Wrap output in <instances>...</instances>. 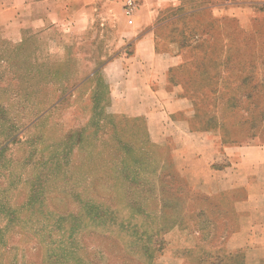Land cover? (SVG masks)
I'll return each instance as SVG.
<instances>
[{
	"label": "rangeland",
	"instance_id": "rangeland-1",
	"mask_svg": "<svg viewBox=\"0 0 264 264\" xmlns=\"http://www.w3.org/2000/svg\"><path fill=\"white\" fill-rule=\"evenodd\" d=\"M255 11L249 30L210 12L158 29V50L175 58L166 92L188 101L159 110L199 134L223 167L226 148L248 151L249 168L264 181V5ZM73 92L0 95V264H264V227L248 235L247 250L227 248L234 221L212 211L214 235L193 234L198 224L207 229L197 215L178 227L192 234L163 230L162 197H190V213L205 206L173 162L178 153L151 141L143 121L107 114L105 100L91 106L92 89ZM128 143L142 152L129 153ZM244 183L238 174L239 200L251 193ZM254 194L264 196V183ZM253 208L255 222H263L264 199Z\"/></svg>",
	"mask_w": 264,
	"mask_h": 264
},
{
	"label": "crops",
	"instance_id": "crops-1",
	"mask_svg": "<svg viewBox=\"0 0 264 264\" xmlns=\"http://www.w3.org/2000/svg\"><path fill=\"white\" fill-rule=\"evenodd\" d=\"M130 3L135 6L132 17L126 15ZM256 5H264V0H0V95L38 98L49 88L59 91L61 99L68 90L92 89L91 106L107 102V114L133 118V123L143 121L151 141L162 140L170 153H178L173 162L189 188L203 197L205 206L193 213L190 197H162V229L170 234L195 231L193 234L214 235L217 226L210 218L212 211L217 219L226 215L234 221L235 229L225 237L227 248L250 249L248 235L264 227V221L255 222L253 208L257 198L264 199L254 194L264 181L249 168L248 151L226 148L228 168L223 167L221 156H207L199 134L192 133L186 123L175 126L169 115L159 110L188 105V101L169 97L166 92L175 58L158 50L162 41L158 29L210 12L226 15L241 29L249 30ZM174 89L183 90V86ZM138 144H129L128 152L141 153ZM235 153L245 159L244 168L234 164L238 161ZM238 174L250 187L245 200L233 193ZM244 204L246 210L240 212L238 207ZM195 215L203 218L207 229L200 224L193 232L178 228L186 217ZM183 248L197 253L195 245ZM216 263L217 258L210 264Z\"/></svg>",
	"mask_w": 264,
	"mask_h": 264
},
{
	"label": "built area",
	"instance_id": "built-area-1",
	"mask_svg": "<svg viewBox=\"0 0 264 264\" xmlns=\"http://www.w3.org/2000/svg\"><path fill=\"white\" fill-rule=\"evenodd\" d=\"M134 5L132 3H130L128 6H127V9H126V15L128 17H132V14L134 12ZM131 22V21H130Z\"/></svg>",
	"mask_w": 264,
	"mask_h": 264
}]
</instances>
